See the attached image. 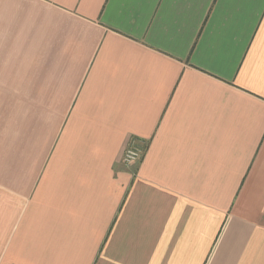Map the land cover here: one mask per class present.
Listing matches in <instances>:
<instances>
[{"label": "crops", "instance_id": "0c3cea01", "mask_svg": "<svg viewBox=\"0 0 264 264\" xmlns=\"http://www.w3.org/2000/svg\"><path fill=\"white\" fill-rule=\"evenodd\" d=\"M101 260L264 264V0H0V264Z\"/></svg>", "mask_w": 264, "mask_h": 264}, {"label": "built area", "instance_id": "2783aa9c", "mask_svg": "<svg viewBox=\"0 0 264 264\" xmlns=\"http://www.w3.org/2000/svg\"><path fill=\"white\" fill-rule=\"evenodd\" d=\"M142 153V149L135 143V140L130 141L129 145L124 150V163L129 164L139 161L142 157Z\"/></svg>", "mask_w": 264, "mask_h": 264}, {"label": "snow or ice", "instance_id": "6c2138e0", "mask_svg": "<svg viewBox=\"0 0 264 264\" xmlns=\"http://www.w3.org/2000/svg\"><path fill=\"white\" fill-rule=\"evenodd\" d=\"M155 133L153 132L152 135H154ZM100 264H105V261L104 260H101L100 261Z\"/></svg>", "mask_w": 264, "mask_h": 264}, {"label": "rangeland", "instance_id": "374dc122", "mask_svg": "<svg viewBox=\"0 0 264 264\" xmlns=\"http://www.w3.org/2000/svg\"><path fill=\"white\" fill-rule=\"evenodd\" d=\"M135 143H136V140H135ZM128 145H129V144H128ZM128 145H127V146H128ZM123 160H124V159H123ZM133 163H135V162H133ZM130 164H132V163H129V164H126V165H130Z\"/></svg>", "mask_w": 264, "mask_h": 264}]
</instances>
